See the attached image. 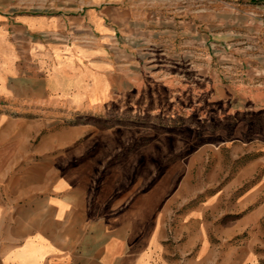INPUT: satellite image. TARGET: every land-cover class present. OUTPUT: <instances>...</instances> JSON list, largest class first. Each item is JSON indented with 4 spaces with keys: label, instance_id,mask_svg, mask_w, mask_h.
I'll list each match as a JSON object with an SVG mask.
<instances>
[{
    "label": "crops",
    "instance_id": "crops-1",
    "mask_svg": "<svg viewBox=\"0 0 264 264\" xmlns=\"http://www.w3.org/2000/svg\"><path fill=\"white\" fill-rule=\"evenodd\" d=\"M127 1L40 12L0 0V264H213L210 223L199 214L207 205L176 215L180 187L104 217L66 166L62 116L121 104L142 76L168 66L182 83L185 66L194 80L206 70L199 81L212 99L237 103L233 128L264 132V42L241 43L195 17L140 20Z\"/></svg>",
    "mask_w": 264,
    "mask_h": 264
},
{
    "label": "rangeland",
    "instance_id": "rangeland-1",
    "mask_svg": "<svg viewBox=\"0 0 264 264\" xmlns=\"http://www.w3.org/2000/svg\"><path fill=\"white\" fill-rule=\"evenodd\" d=\"M17 3L18 10L40 12L83 5L82 0ZM121 5L137 9L140 20L195 17L241 43L264 42L256 35L264 30V0H129ZM174 70L168 66L159 77L156 72L142 76L134 97L121 104L62 116L70 140L64 148L66 166L90 190L104 217L122 213L143 193H151L152 203L158 189L168 193L180 187L183 203L176 215L207 205L199 214L210 223L213 264H264V132L250 125L233 128L240 117L237 103L231 108L222 98L212 99L199 81L206 79V70L199 69L194 80V71L183 66L182 83L172 82ZM255 134L262 140H254ZM124 194L127 201L116 208ZM236 254L248 255L239 259Z\"/></svg>",
    "mask_w": 264,
    "mask_h": 264
}]
</instances>
